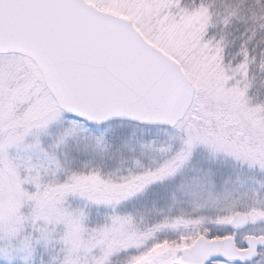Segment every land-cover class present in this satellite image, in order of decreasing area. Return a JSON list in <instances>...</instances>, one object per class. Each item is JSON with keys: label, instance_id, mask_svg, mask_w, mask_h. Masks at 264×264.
Masks as SVG:
<instances>
[{"label": "snow or ice", "instance_id": "6c2138e0", "mask_svg": "<svg viewBox=\"0 0 264 264\" xmlns=\"http://www.w3.org/2000/svg\"><path fill=\"white\" fill-rule=\"evenodd\" d=\"M0 264H264V0H0Z\"/></svg>", "mask_w": 264, "mask_h": 264}]
</instances>
